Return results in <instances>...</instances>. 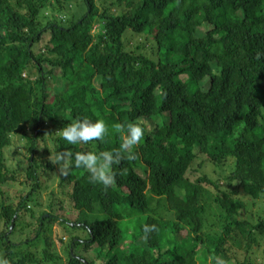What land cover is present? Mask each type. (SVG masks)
Instances as JSON below:
<instances>
[{
	"label": "trees",
	"instance_id": "1",
	"mask_svg": "<svg viewBox=\"0 0 264 264\" xmlns=\"http://www.w3.org/2000/svg\"><path fill=\"white\" fill-rule=\"evenodd\" d=\"M70 1L0 0L3 259H58L48 231L66 208L55 193L26 243L11 235L32 211L34 194L59 172L69 187L66 212L74 215L62 221L90 235L73 238L69 264H233L232 256L254 264L253 253L264 255V244L255 243L264 229V0H123L117 13L83 0L78 18L54 15ZM129 33L142 43L132 48ZM58 68L68 84L54 92ZM77 117L105 121L104 141L63 140L60 130ZM144 117L156 121L153 132ZM133 122L145 136L131 150L134 160L113 165L111 186L93 183L86 169L64 175L51 163L62 153L118 149L113 125ZM15 136L27 155L16 150ZM208 164L227 173V186L209 175ZM17 182L24 189L15 202L9 185ZM241 192L259 203V214L250 211L257 219L242 217ZM231 239L244 247L243 258L238 250L231 255Z\"/></svg>",
	"mask_w": 264,
	"mask_h": 264
},
{
	"label": "rangeland",
	"instance_id": "2",
	"mask_svg": "<svg viewBox=\"0 0 264 264\" xmlns=\"http://www.w3.org/2000/svg\"><path fill=\"white\" fill-rule=\"evenodd\" d=\"M98 3L101 9L109 8L110 11L114 13H117L118 10H120L123 7L122 5L123 0H99ZM85 9H86V6L83 0H72L66 5V8L63 12H60V13L58 12V13H55L54 15H56L57 17L63 20L70 19V18H78L85 11ZM48 12L50 11H46V13ZM202 27H203L202 28L203 30H206L209 28L207 24L203 25ZM101 31H102V27L99 24H97V26L96 25L94 26V29L92 32L93 34L98 35ZM129 37L132 41L131 42L132 48L137 46L139 43H142V41H140L141 37L144 38L143 36H135V34L133 35L131 33H129ZM147 45L150 47L148 51H151L153 47V43L151 42V40H148ZM47 68H50L48 64L45 65V69ZM54 74L56 75V77L53 78L52 80L53 90L54 92H61L67 86L68 81L64 78L63 71L60 68L55 69ZM32 76L34 78L36 77V73L33 70H32ZM140 121L145 125L146 129L149 132H153L155 128L157 127L156 121L152 120L151 118L144 117ZM50 130L54 131V128L50 127ZM56 134L58 133L56 132ZM13 141L15 143H18V147H16V150L20 153L23 149L21 150L19 147L21 146L23 142H21V139H19L16 136L13 137ZM25 154L27 155L26 152L20 153V155H25ZM52 157L55 159V156H52ZM205 170L209 173V175L214 180H220V184L223 188H224V185L227 186L224 180V177H223V175L227 174L225 171H222L220 168L214 169V167L211 166L210 164L206 166ZM21 174H22V177L25 176L23 172ZM23 185L24 184L20 182L9 185L10 195L12 196L15 202L18 201L19 199L18 195L24 189ZM211 189L214 190L213 187H211ZM26 190H28V188ZM67 190H69V187L66 184H61V176L59 172L51 174V179L46 182V188L34 194V201L30 203L31 204L30 207L32 211L28 213L27 216L24 217L19 224H17L15 236H11V240L15 243H17V241H20V243L25 241L26 243L27 242L26 238H29V237L31 238L34 235L33 233L39 224L38 217L43 212L51 211L50 204L53 201V195H52L53 193H55L58 200H62L64 202L66 211H69L70 208H72V205L70 204L71 201L69 199ZM238 200L240 204H247L246 210L241 207L242 217L249 215V216H253L255 219L258 218L256 214L250 215V211L253 210L254 212H257L259 214L258 212L260 208L259 203L257 205H253L249 197L245 195L243 192H241L238 195ZM156 201L157 200H155V202ZM263 206H264V202H263ZM66 211L65 213H60V219L52 221V223L50 224L51 230L48 231V236L51 238V241H52V251L55 255L58 256V259L55 260V262L44 261L43 264H69V253L71 250V245L74 242L73 238L74 237L76 238H79V237L89 238L90 237L88 231L82 230V229L75 230L72 223L68 224L62 221V218H65V217H74L73 213L69 214ZM159 211L165 215L164 206H161L159 208ZM261 213L262 214L260 218L262 219L264 218V212H261ZM100 216H103V214H101ZM165 216H167V214ZM123 223L126 224V220H124ZM3 227H4V224L0 223V230H2ZM127 227H128L127 231H130L129 226ZM255 238H256L255 243L261 242L260 245H263L264 244V229H261L260 233H256ZM235 242L236 241L234 239H231L229 241V246L231 247L230 253L231 255H234V251L238 250L240 258L241 257L243 258V255H244L243 253L245 251L244 247L242 248V247H238L234 245ZM37 248H38L37 249L38 256L39 258H42V255L40 254V252L42 251V248L41 246ZM81 249H82V246L79 243L76 245L75 252L78 253ZM4 254H5V244L0 243V259H3ZM253 254H254V258L256 259L254 264H264V260L262 258V256L264 257V255L261 254V249ZM231 262H233V264H236L235 256L234 257L232 256Z\"/></svg>",
	"mask_w": 264,
	"mask_h": 264
},
{
	"label": "clouds",
	"instance_id": "3",
	"mask_svg": "<svg viewBox=\"0 0 264 264\" xmlns=\"http://www.w3.org/2000/svg\"><path fill=\"white\" fill-rule=\"evenodd\" d=\"M113 127L121 141L118 149L103 151L99 155L93 152L62 153L55 159L50 157L51 163L58 166L64 175L68 174V169L71 167L86 169L93 183L101 184L105 188L111 186L115 180L113 165H118L125 159L134 160L136 156L131 150L142 142L146 132L143 125L136 122L126 125L116 123ZM107 131L108 126L105 121H92L87 117H77L60 130L62 139L71 145L87 144L92 141L103 142ZM0 264H7V261L0 259ZM217 264L223 262L217 261Z\"/></svg>",
	"mask_w": 264,
	"mask_h": 264
}]
</instances>
